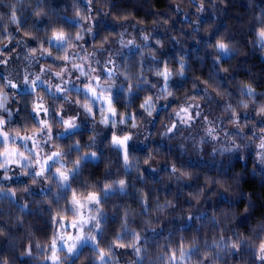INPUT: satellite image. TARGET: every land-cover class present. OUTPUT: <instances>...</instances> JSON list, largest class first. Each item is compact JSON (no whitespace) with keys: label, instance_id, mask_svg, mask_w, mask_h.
Returning <instances> with one entry per match:
<instances>
[{"label":"clouds","instance_id":"1","mask_svg":"<svg viewBox=\"0 0 264 264\" xmlns=\"http://www.w3.org/2000/svg\"><path fill=\"white\" fill-rule=\"evenodd\" d=\"M0 264H264V0H0Z\"/></svg>","mask_w":264,"mask_h":264}]
</instances>
